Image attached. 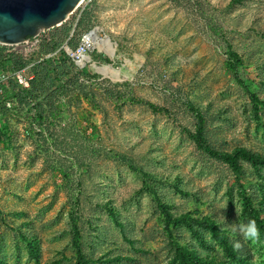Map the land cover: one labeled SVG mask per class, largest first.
<instances>
[{"label": "rangeland", "instance_id": "obj_1", "mask_svg": "<svg viewBox=\"0 0 264 264\" xmlns=\"http://www.w3.org/2000/svg\"><path fill=\"white\" fill-rule=\"evenodd\" d=\"M85 9L103 46L37 94V110L15 108L0 124V264H182L177 235L225 264H264L260 232L233 231L252 220L244 199L264 225V166L239 160L235 174L198 148L193 112L216 152L264 153V0H85L39 34L29 77L43 59L67 61L62 47L87 33ZM65 26L75 32L62 40ZM166 211L190 225L166 223ZM207 216L240 241L243 263L192 221Z\"/></svg>", "mask_w": 264, "mask_h": 264}, {"label": "trees", "instance_id": "obj_2", "mask_svg": "<svg viewBox=\"0 0 264 264\" xmlns=\"http://www.w3.org/2000/svg\"><path fill=\"white\" fill-rule=\"evenodd\" d=\"M92 19H93L92 11H90L89 9H85L81 14L80 19L78 20L79 21L77 23L78 30H83L87 32L91 27L90 25ZM74 32H75V27L71 29L70 26L69 27L65 26L61 32L62 40L68 39L70 34L71 33L74 34ZM81 37L79 38L81 39ZM70 42H71L70 48L74 50L77 47L78 43L72 42L71 39ZM41 46L42 44L40 45V47ZM55 49H56V44L52 46L50 51H54ZM19 59L20 58L15 56L13 58V61L19 62ZM8 61H12V58ZM5 64H3L2 61L0 60L1 68L4 67ZM24 65L25 64H23V66ZM32 70H33V77L29 81V88L18 89L17 94H15V96L17 95V98L16 97L15 98L17 100V104L19 107L22 108L29 107L31 103L32 104L34 103V107H32L31 109L37 110V106L33 101L37 98L36 95L37 94L42 95L50 91L52 87H54V84L57 80L66 78L69 75V73L73 71V66L70 62L66 60H60L58 61L57 64H54L50 62V60L43 59L41 62L36 64ZM106 93H107L106 95L109 98L114 97V94L112 92L107 91ZM49 99L51 100V98H48V100ZM250 100L254 106L262 105L260 100L255 95L251 96ZM137 103L139 104L141 103L142 105L149 107L153 112L156 113L163 112V110H161L160 108L156 107L153 104L142 101H139ZM38 108L41 109V105H38ZM193 112L195 114V118L198 121L197 135L194 136V138L197 141L198 148L204 146L202 147V149L205 148L204 149L205 153H207L211 157L220 159L235 174H239L240 171L238 165L239 160L247 162L254 167L264 166V153L257 154L249 151L248 149L239 148L236 149L232 154H222L220 152H216L211 147H208L206 145L207 143L205 141V134H204V129H205L204 117L198 109H194ZM244 207L246 211L250 214L251 219L256 222L260 234L264 237V225L259 220L258 214L254 210H252L249 201L246 199H244ZM166 213L167 215H169L168 211H166ZM192 221L197 223L203 229L209 231L211 235L217 240L220 247L224 250V252L232 261L236 263H243L242 258L244 257V254L242 249L241 248L235 249L233 247V243L237 240V238L236 237H233L234 239L227 238V236L224 235V233L227 232V229H225L224 226L219 221H217L215 218L211 216H207L205 218H202L201 220H192ZM166 223L172 224L175 227H178V225L180 224H184L187 226L190 225L188 222L184 221V217L179 219V218H173L170 215L167 218ZM181 237L182 236H178V235L176 236L174 240L175 241L174 246L176 249L178 259L181 261L182 264H225V262H223L221 259L216 257V255L211 254L210 252L207 251L208 245L203 240H200V244H201L200 246L202 249H199L198 246L196 247L192 246L190 248L189 246L181 245V241H182ZM183 241H185L184 238ZM77 264H88V262L84 258L78 256Z\"/></svg>", "mask_w": 264, "mask_h": 264}, {"label": "water", "instance_id": "obj_3", "mask_svg": "<svg viewBox=\"0 0 264 264\" xmlns=\"http://www.w3.org/2000/svg\"><path fill=\"white\" fill-rule=\"evenodd\" d=\"M84 0H0V43L19 46L58 27Z\"/></svg>", "mask_w": 264, "mask_h": 264}, {"label": "built area", "instance_id": "obj_4", "mask_svg": "<svg viewBox=\"0 0 264 264\" xmlns=\"http://www.w3.org/2000/svg\"><path fill=\"white\" fill-rule=\"evenodd\" d=\"M94 30H96V28H93L89 32L82 35L80 42L78 43L77 47L74 50L70 49L67 45H64L62 47V50L67 57V61L70 62L72 66L87 65L88 62L85 60V51L88 46L93 44L92 39L89 37V35ZM72 35L73 33L70 34L69 38H71ZM38 37L39 35L34 38H29L19 46H11L0 43V60L2 61L3 64L8 62L5 64L6 68L0 67V124L4 120V116H6V114H11L12 112H15L14 111L15 108H19L17 104V100L15 98V94H17L18 89L29 88V81L32 78L27 75V70L30 66H33V64H28L26 62L28 60H26L25 57H27L28 55L27 53L30 52V49L37 50L40 47L42 41L38 40ZM17 47L22 48L21 52H16ZM24 53L25 55H23ZM15 56H17L18 58L21 59V61H23L21 66L25 64L26 67L13 71L14 70L13 66H17L16 65L17 62L13 61V58ZM55 56H56V52L52 56L49 55V57H55ZM11 58L12 61H8ZM8 68L11 70H8ZM8 95L9 96L11 95V98H8ZM32 107L33 104L31 103L29 108Z\"/></svg>", "mask_w": 264, "mask_h": 264}, {"label": "clouds", "instance_id": "obj_5", "mask_svg": "<svg viewBox=\"0 0 264 264\" xmlns=\"http://www.w3.org/2000/svg\"><path fill=\"white\" fill-rule=\"evenodd\" d=\"M234 232H237L244 240H254L259 236V229L254 220H250L247 224H241L238 227L233 228ZM235 249L241 247L240 241L236 240L233 243Z\"/></svg>", "mask_w": 264, "mask_h": 264}, {"label": "bare ground", "instance_id": "obj_6", "mask_svg": "<svg viewBox=\"0 0 264 264\" xmlns=\"http://www.w3.org/2000/svg\"><path fill=\"white\" fill-rule=\"evenodd\" d=\"M99 31L98 30H94L89 37L92 39V43L91 45L101 48L103 46V43L105 42L104 37L99 36Z\"/></svg>", "mask_w": 264, "mask_h": 264}]
</instances>
